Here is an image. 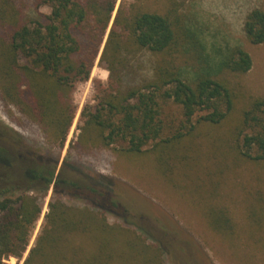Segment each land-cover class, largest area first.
I'll return each mask as SVG.
<instances>
[{
  "label": "trees",
  "instance_id": "trees-1",
  "mask_svg": "<svg viewBox=\"0 0 264 264\" xmlns=\"http://www.w3.org/2000/svg\"><path fill=\"white\" fill-rule=\"evenodd\" d=\"M145 1L130 0L127 9L123 2L119 6L99 58L108 72L107 83L95 82L96 104L81 111L85 131L97 127L104 145L119 141L128 153H140L160 136L158 99L178 104L187 122L201 110L207 113L199 120L218 125L233 109V97L221 82L205 77L191 86L166 61L155 64L152 76L137 78L136 62L124 53L128 45L154 55L180 52L185 46L195 52L200 47L180 17L179 1L156 0L166 3L162 12L144 11L140 3ZM115 4L116 0H0V99L26 121L35 122L48 142L59 148L74 118L72 92L89 78ZM42 7L47 14L40 12ZM243 31L250 44L264 43V11L250 10ZM220 65L245 74L252 61L237 47ZM8 131L0 124V133ZM236 139L241 141L242 157L264 162V97L250 100ZM14 160L0 148V165L8 181ZM44 162L23 160L19 163L22 184L0 189V264L8 257L22 259L41 213L39 203L50 186L56 196L48 203L43 226L22 264H161L168 253L161 240L144 229L142 236L131 228L111 225L105 215L88 207L67 206L60 197L83 189L95 206H100L96 199L101 200L108 212L129 225L127 207L98 192L91 179H66L63 166L56 173V162L50 167ZM217 223L215 230H231L224 215L218 216Z\"/></svg>",
  "mask_w": 264,
  "mask_h": 264
},
{
  "label": "rangeland",
  "instance_id": "rangeland-1",
  "mask_svg": "<svg viewBox=\"0 0 264 264\" xmlns=\"http://www.w3.org/2000/svg\"><path fill=\"white\" fill-rule=\"evenodd\" d=\"M177 1L186 29L201 48L193 52L191 46H185L180 52L154 55L128 45L124 53L136 62L135 72L141 81L152 76L156 63L166 61L191 86L205 77L221 82L233 97V109L226 119L212 125L199 120L207 112L198 110L187 122L178 104L158 99L161 133L140 153H128L126 144L119 141L104 145L97 127L85 131L86 118L81 117V111L96 104L95 82L105 86L108 80L105 66L99 63L100 53L119 6L123 2L127 9L130 4V0H116L89 78L76 84L72 92L75 113L61 148L49 143L35 122L26 121L16 108L0 99V124L9 130L0 133V148L15 159L9 181L0 165V189L22 184L23 160L39 164L44 159L49 167L56 162V173L63 166L66 179H91L98 192L127 207L131 224L108 212L101 200L96 199L100 206H95L83 189L60 197L67 206L88 207L105 215L109 224L131 228L142 236L144 229L161 240L168 252L161 257V264H264V162L242 157L241 141L236 139L242 112L252 98L264 97V43L250 44L243 31L247 13L254 8L264 11V0ZM140 8L162 12L167 7L165 2L148 0L141 2ZM40 12L47 14L48 9L42 7ZM237 47L252 61L245 74L231 73L220 65ZM55 196L50 186L39 203L41 213L22 259L8 257L3 264L23 263ZM220 215L228 218L231 230L214 229L219 227Z\"/></svg>",
  "mask_w": 264,
  "mask_h": 264
},
{
  "label": "bare ground",
  "instance_id": "bare-ground-1",
  "mask_svg": "<svg viewBox=\"0 0 264 264\" xmlns=\"http://www.w3.org/2000/svg\"><path fill=\"white\" fill-rule=\"evenodd\" d=\"M94 73H95V72L93 71V72H92V76H94Z\"/></svg>",
  "mask_w": 264,
  "mask_h": 264
}]
</instances>
